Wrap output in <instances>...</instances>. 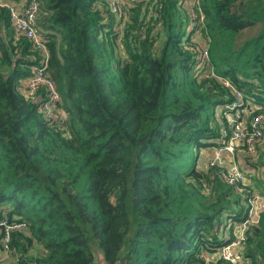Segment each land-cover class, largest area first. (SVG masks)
<instances>
[{
    "label": "trees",
    "instance_id": "obj_1",
    "mask_svg": "<svg viewBox=\"0 0 264 264\" xmlns=\"http://www.w3.org/2000/svg\"><path fill=\"white\" fill-rule=\"evenodd\" d=\"M126 5L121 33L107 0H40L61 125L20 90L40 54L15 40L0 6V223L25 222L11 230L9 264H230L216 254L247 196L201 153L229 140L217 108L233 86L248 120L264 112V0H202V34L191 35L184 0ZM243 250L264 264V209Z\"/></svg>",
    "mask_w": 264,
    "mask_h": 264
},
{
    "label": "built area",
    "instance_id": "obj_2",
    "mask_svg": "<svg viewBox=\"0 0 264 264\" xmlns=\"http://www.w3.org/2000/svg\"><path fill=\"white\" fill-rule=\"evenodd\" d=\"M107 2L110 4V9L117 15L120 22L115 24V28L117 32L122 33L123 23L127 17L124 13V8L127 6L125 0H107ZM0 6L7 7L10 11L15 40L22 37L27 38L34 46V49L40 54L41 60L34 67L31 75L20 81V90H23L28 98L37 101L40 100L39 111L44 115L43 117L45 119L54 125L64 124L68 115L66 110L60 105V91L48 71L50 60L48 40L37 23L40 14V0H26L23 4H18L10 0H0ZM186 6L188 7L190 21L192 22V28L189 34L191 35L193 31L195 34H202L200 25L204 23L206 18L204 12L201 10L202 0H188ZM197 44L196 50L200 58L207 60L209 58L210 45L200 40L197 41ZM189 45L185 43L187 48H194V46ZM197 65L198 67L205 66L202 61ZM41 91H44L45 97H41ZM232 91L236 99L231 100V103L228 101L220 106L221 113L227 118L228 123L229 121L231 122L233 127V133H230V131L228 133L224 128L221 136L229 135L231 140L221 141L219 146L213 148V154L209 156L210 161L208 166H217L220 168L228 184L232 185L237 192H242L247 196V210L244 219L233 224L231 239L218 248L216 255L223 257L230 264H248L249 260L243 250L244 242L250 225L256 223L257 216L259 218L261 211L264 209V197L254 184L251 183V178L252 180L255 178L254 172L245 170L240 165V162L236 158V152L241 144L246 152L251 155H255L258 152L260 144L264 141V112L248 120L245 113L252 108L250 102L248 103L245 99L241 103L244 94L238 88L233 86ZM229 112L231 113L230 116ZM227 160L229 161V165L225 168L224 162ZM250 174L253 175L250 177ZM4 223L7 224V221ZM7 226L13 227L14 225ZM16 226L22 228L23 224L20 222ZM8 234L9 232L3 237L5 251L10 250L7 241Z\"/></svg>",
    "mask_w": 264,
    "mask_h": 264
},
{
    "label": "rangeland",
    "instance_id": "obj_3",
    "mask_svg": "<svg viewBox=\"0 0 264 264\" xmlns=\"http://www.w3.org/2000/svg\"><path fill=\"white\" fill-rule=\"evenodd\" d=\"M182 26V29H183V33L185 32V34H188L190 31H191V28H192V22L189 21V23H187L186 19L185 21H183V23H180ZM251 108V107H249ZM252 109V108H251ZM218 114H222L221 113V109H220V106L217 108V115ZM230 112H229V116H230ZM218 119H219V127L221 128V131L220 133L223 131L224 129V122H222V120L225 118L224 116L220 117L219 118V115L217 116ZM221 124V126H220ZM232 125H229V127L226 129V131L229 133H233L232 131ZM221 142V141H220ZM239 152V153H238ZM203 155V160L204 162L208 165L209 161H210V154H213L212 151H207V150H202V153ZM236 158L237 160H239L240 162H244L245 161V170H248V169H251L253 167L256 168V171H252L254 172V179L252 180L251 178V183L254 184V186L259 190L260 194L263 196V193H262V190L264 188V164L260 165V166H254V165H251L249 164V162H258V163H261V162H264V144H260L259 148H258V152L255 154V155H251L249 154L248 152H246L245 148L243 147V145L241 144L238 149H237V152H236ZM225 163V168L229 165V161L227 160ZM214 167V166H212ZM216 169L217 171H219L220 173H222L223 171L218 168L216 166ZM250 172V173H252ZM251 175L253 174H250V177ZM249 188V187H248ZM264 197V196H263ZM259 221V218L257 216L256 218V222Z\"/></svg>",
    "mask_w": 264,
    "mask_h": 264
},
{
    "label": "bare ground",
    "instance_id": "obj_4",
    "mask_svg": "<svg viewBox=\"0 0 264 264\" xmlns=\"http://www.w3.org/2000/svg\"><path fill=\"white\" fill-rule=\"evenodd\" d=\"M230 83V85L232 84L230 81H229V79L228 78H226V80H225V83L227 84V85H229L228 83ZM244 102V97L242 98V100H241V103H243ZM224 128L225 129H227L228 127H227V125L225 126V124H224ZM224 136H228V139L229 140H231L230 139V137H229V135H224ZM228 140V141H229ZM5 221H7V220H5ZM5 221H3V222H1L0 223V225H2L3 227H4V233H3V237L5 236V235H7V232H9V234H8V244H9V246H10V241H11V239H12V237H11V230L13 229V228H16L17 226H16V224H18V223H22L23 224V226L25 225V222H22V221H20V222H16V223H14V224H10V223H8L7 222V224H5L4 222ZM7 225H14L13 227H9V226H7ZM22 226V227H23ZM2 246H1V250H0V263L1 262H3L4 260H6L7 259V257H8V255H9V252H10V250L9 251H5L4 250V239L2 238V244H1ZM10 248H11V246H10Z\"/></svg>",
    "mask_w": 264,
    "mask_h": 264
},
{
    "label": "crops",
    "instance_id": "obj_5",
    "mask_svg": "<svg viewBox=\"0 0 264 264\" xmlns=\"http://www.w3.org/2000/svg\"><path fill=\"white\" fill-rule=\"evenodd\" d=\"M10 1H12V2H16V3H18V4H23V3H25V1L26 0H10ZM136 1H140V0H125V3L127 4H130V5H132V3L134 4V2H136ZM187 2H188V0H184V5L186 6V4H187ZM42 29V28H41ZM239 153V152H238ZM239 161V160H238ZM240 162V161H239ZM240 165L245 169V161L244 162H240ZM254 167L253 168H251V169H248V171H254ZM263 196H264V194H263ZM229 221V220H228ZM232 229H233V227H232ZM232 229H230L229 228V226L228 227H226L225 229H224V231H223V233H225V235H230V234H232L231 233V231H232ZM1 246V245H0ZM0 250H1V247H0ZM13 258L14 257H12V256H10V257H8L7 259H6V261H4V263L3 264H9V263H11V261L13 260Z\"/></svg>",
    "mask_w": 264,
    "mask_h": 264
},
{
    "label": "water",
    "instance_id": "obj_6",
    "mask_svg": "<svg viewBox=\"0 0 264 264\" xmlns=\"http://www.w3.org/2000/svg\"><path fill=\"white\" fill-rule=\"evenodd\" d=\"M99 256H100V259H101L102 261L105 259L103 253L99 252ZM104 261H105V260H104ZM105 262H106V261H105ZM117 264H125L124 256L121 257V259L117 262Z\"/></svg>",
    "mask_w": 264,
    "mask_h": 264
}]
</instances>
